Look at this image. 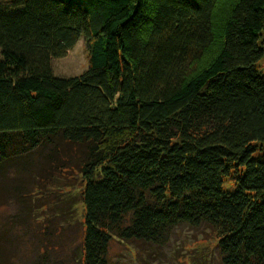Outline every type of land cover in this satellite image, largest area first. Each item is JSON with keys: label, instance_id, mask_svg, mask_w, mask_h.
Segmentation results:
<instances>
[{"label": "trees", "instance_id": "trees-1", "mask_svg": "<svg viewBox=\"0 0 264 264\" xmlns=\"http://www.w3.org/2000/svg\"><path fill=\"white\" fill-rule=\"evenodd\" d=\"M219 1L0 0V191L76 173L74 264L180 226L211 231L220 264H264V0L232 1L195 71ZM80 39L86 69L55 76Z\"/></svg>", "mask_w": 264, "mask_h": 264}, {"label": "rangeland", "instance_id": "rangeland-1", "mask_svg": "<svg viewBox=\"0 0 264 264\" xmlns=\"http://www.w3.org/2000/svg\"><path fill=\"white\" fill-rule=\"evenodd\" d=\"M232 1H219L213 14L216 40L197 61L195 71L205 67L218 52V30ZM86 66L87 54L81 39L64 57L51 62L54 75L65 78L80 74ZM258 66L264 73V60ZM75 175L70 171L61 177L54 174L43 189L27 185L26 190L20 193L24 197L0 191V232L4 231L0 247L5 250L2 257L6 264H33L38 255L53 264H74L72 259L78 258L83 229L79 178ZM12 185L17 186L15 183ZM215 243L214 235L208 229L193 230L180 226L174 231L169 245L160 249L151 250L142 245L113 240L107 260L108 264H220Z\"/></svg>", "mask_w": 264, "mask_h": 264}]
</instances>
